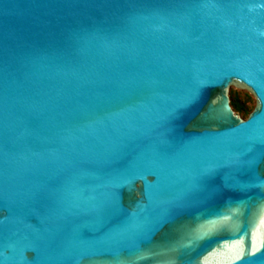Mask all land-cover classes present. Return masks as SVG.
Instances as JSON below:
<instances>
[{"label": "water", "instance_id": "obj_1", "mask_svg": "<svg viewBox=\"0 0 264 264\" xmlns=\"http://www.w3.org/2000/svg\"><path fill=\"white\" fill-rule=\"evenodd\" d=\"M0 264H264V0H0Z\"/></svg>", "mask_w": 264, "mask_h": 264}, {"label": "rangeland", "instance_id": "obj_2", "mask_svg": "<svg viewBox=\"0 0 264 264\" xmlns=\"http://www.w3.org/2000/svg\"><path fill=\"white\" fill-rule=\"evenodd\" d=\"M228 99L232 103L230 106L234 114H237L241 119L246 117L254 105L253 98L246 91L236 90L233 87L228 88Z\"/></svg>", "mask_w": 264, "mask_h": 264}, {"label": "trees", "instance_id": "obj_3", "mask_svg": "<svg viewBox=\"0 0 264 264\" xmlns=\"http://www.w3.org/2000/svg\"><path fill=\"white\" fill-rule=\"evenodd\" d=\"M229 104L232 106V103H231V102H229ZM231 106H230V107H231ZM236 108H237V107H236Z\"/></svg>", "mask_w": 264, "mask_h": 264}, {"label": "flooded vegetation", "instance_id": "obj_4", "mask_svg": "<svg viewBox=\"0 0 264 264\" xmlns=\"http://www.w3.org/2000/svg\"><path fill=\"white\" fill-rule=\"evenodd\" d=\"M232 111H233V110H232ZM236 115H237V114H236ZM246 116H247V115H246ZM245 118H246V117H245ZM245 118H244V119H245Z\"/></svg>", "mask_w": 264, "mask_h": 264}]
</instances>
